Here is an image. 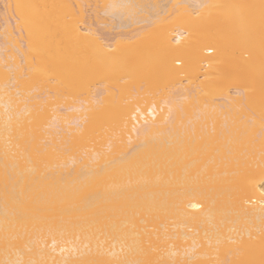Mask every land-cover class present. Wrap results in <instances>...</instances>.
Wrapping results in <instances>:
<instances>
[{
	"label": "bare ground",
	"instance_id": "6f19581e",
	"mask_svg": "<svg viewBox=\"0 0 264 264\" xmlns=\"http://www.w3.org/2000/svg\"><path fill=\"white\" fill-rule=\"evenodd\" d=\"M124 2L5 0L0 264H264V0Z\"/></svg>",
	"mask_w": 264,
	"mask_h": 264
},
{
	"label": "rangeland",
	"instance_id": "374dc122",
	"mask_svg": "<svg viewBox=\"0 0 264 264\" xmlns=\"http://www.w3.org/2000/svg\"><path fill=\"white\" fill-rule=\"evenodd\" d=\"M124 1L125 2H124L123 7L125 9L122 10V12H123L122 14H120V15L119 14H109L106 16L107 17L106 18L107 24H100L99 23L97 25L98 27L97 26H95V27L100 28L99 30L102 29L104 33L108 34V36L109 35L115 36V34H117V33L130 31V30L134 29L135 27H138L142 24H145L144 22L147 18L156 16V15H158V13L159 14L162 12L166 13V11H168V9L170 10L174 6L175 3L182 1V0H128V1L124 0ZM5 9H6L5 8V0H0V23H2V24L9 17V16L7 17V15H9V14L5 11ZM74 10H75L74 13H76V15L79 16L80 12L77 13L76 8H74ZM209 10H206V11L209 14L210 13L213 14V10H210V11ZM206 11H204V12L207 13ZM90 14H92V15H90ZM93 14H94L93 12L88 11L86 14L87 15L86 19L91 16V17H93L92 19L94 20L95 14L94 15ZM166 14H164V15H166ZM202 14L203 13H201V12L192 13V17L193 18H196L194 16L200 17ZM189 15H190V13H189ZM189 15L186 14L183 17H181V19L179 20L178 23L181 24L183 22L182 24H184V21L189 17ZM159 16H161V14ZM143 20H144V22H143ZM139 21H141L142 23L140 24ZM95 22H96V20H95ZM170 25H171L170 23L166 24L163 29L170 28L171 27ZM145 38L148 39V37H145ZM146 39H145V41H148ZM141 40L144 41V39H142V38H141ZM141 40L139 37V43H141ZM122 80H123L122 82L127 81L126 78H123ZM144 83H145V81L141 83L145 87V88L142 87V89L143 88L146 89L147 87L148 88L150 87V85H148L146 83L144 84Z\"/></svg>",
	"mask_w": 264,
	"mask_h": 264
}]
</instances>
